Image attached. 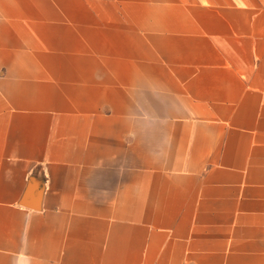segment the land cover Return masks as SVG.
<instances>
[{
    "label": "crops",
    "instance_id": "crops-1",
    "mask_svg": "<svg viewBox=\"0 0 264 264\" xmlns=\"http://www.w3.org/2000/svg\"><path fill=\"white\" fill-rule=\"evenodd\" d=\"M0 264H264V0H0Z\"/></svg>",
    "mask_w": 264,
    "mask_h": 264
}]
</instances>
